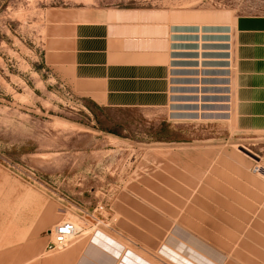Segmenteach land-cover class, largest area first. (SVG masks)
<instances>
[{"label":"rangeland","instance_id":"1","mask_svg":"<svg viewBox=\"0 0 264 264\" xmlns=\"http://www.w3.org/2000/svg\"><path fill=\"white\" fill-rule=\"evenodd\" d=\"M119 7L264 17V0H0V264L65 263L97 231L155 264H264V92L236 61L222 118L99 107L52 65ZM62 221L79 233L48 251Z\"/></svg>","mask_w":264,"mask_h":264},{"label":"crops","instance_id":"2","mask_svg":"<svg viewBox=\"0 0 264 264\" xmlns=\"http://www.w3.org/2000/svg\"><path fill=\"white\" fill-rule=\"evenodd\" d=\"M234 61L242 90L264 92V17L119 7L105 9L95 21L75 24L52 65L74 95L99 107L169 105L171 115H182L175 118H222L229 97L222 91L229 85ZM196 91L210 93L203 96L210 102H192ZM65 257V263L61 256L37 264H155L103 231L73 246Z\"/></svg>","mask_w":264,"mask_h":264},{"label":"built area","instance_id":"3","mask_svg":"<svg viewBox=\"0 0 264 264\" xmlns=\"http://www.w3.org/2000/svg\"><path fill=\"white\" fill-rule=\"evenodd\" d=\"M79 231L74 224L69 221L58 224L53 231V239L47 244L48 251L63 248L68 242L74 238Z\"/></svg>","mask_w":264,"mask_h":264},{"label":"bare ground","instance_id":"4","mask_svg":"<svg viewBox=\"0 0 264 264\" xmlns=\"http://www.w3.org/2000/svg\"><path fill=\"white\" fill-rule=\"evenodd\" d=\"M172 117H178V116H180V117H182V115H171ZM184 116V115H183ZM186 117V116H185ZM189 117V116H188ZM77 128V127H76ZM83 131V130H82ZM72 134V133H71ZM70 134V135H71ZM264 158V157H263ZM263 161V160H262ZM263 169H264V167H262ZM63 222V221H62ZM73 224H74V226L76 227V229L79 231V227L74 223V222H72ZM61 224V223H60ZM55 228V227H54ZM54 230V229H53ZM53 233V232H52ZM59 260V259H58ZM68 262V261H67ZM60 264V263H59Z\"/></svg>","mask_w":264,"mask_h":264}]
</instances>
